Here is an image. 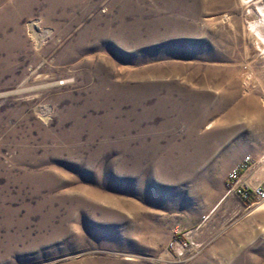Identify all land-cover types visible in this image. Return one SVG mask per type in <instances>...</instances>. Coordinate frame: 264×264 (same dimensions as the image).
<instances>
[{
  "label": "rangeland",
  "instance_id": "obj_1",
  "mask_svg": "<svg viewBox=\"0 0 264 264\" xmlns=\"http://www.w3.org/2000/svg\"><path fill=\"white\" fill-rule=\"evenodd\" d=\"M253 1L0 0V264H264Z\"/></svg>",
  "mask_w": 264,
  "mask_h": 264
},
{
  "label": "built area",
  "instance_id": "obj_2",
  "mask_svg": "<svg viewBox=\"0 0 264 264\" xmlns=\"http://www.w3.org/2000/svg\"><path fill=\"white\" fill-rule=\"evenodd\" d=\"M225 186L227 194L235 195L247 207L264 203V152L258 157L246 154L230 167Z\"/></svg>",
  "mask_w": 264,
  "mask_h": 264
},
{
  "label": "bare ground",
  "instance_id": "obj_3",
  "mask_svg": "<svg viewBox=\"0 0 264 264\" xmlns=\"http://www.w3.org/2000/svg\"><path fill=\"white\" fill-rule=\"evenodd\" d=\"M245 2H247L246 0H244ZM259 1L254 0V6H255V10L253 11L255 14H257L259 16V18L255 19V20H250L249 21V29L250 31L256 36V40L258 41L259 47L263 53H264V3L260 4L258 3ZM251 10V9H249ZM249 13H251L249 11ZM253 212H256L257 210H261L264 208V203H260L257 205H254L253 207Z\"/></svg>",
  "mask_w": 264,
  "mask_h": 264
},
{
  "label": "crops",
  "instance_id": "obj_4",
  "mask_svg": "<svg viewBox=\"0 0 264 264\" xmlns=\"http://www.w3.org/2000/svg\"><path fill=\"white\" fill-rule=\"evenodd\" d=\"M239 158H240V156H239ZM235 159H236V158H235ZM238 160H239V159H238ZM223 183H224V181H223ZM218 201H221V200H218ZM263 209H264V208H263ZM261 210H262V209H261ZM257 211H260V210H257ZM257 211H256V212H257ZM252 212H253V211H252ZM202 222H204V220H202ZM202 222H201V223H202Z\"/></svg>",
  "mask_w": 264,
  "mask_h": 264
},
{
  "label": "flooded vegetation",
  "instance_id": "obj_5",
  "mask_svg": "<svg viewBox=\"0 0 264 264\" xmlns=\"http://www.w3.org/2000/svg\"><path fill=\"white\" fill-rule=\"evenodd\" d=\"M254 4V3H253Z\"/></svg>",
  "mask_w": 264,
  "mask_h": 264
}]
</instances>
